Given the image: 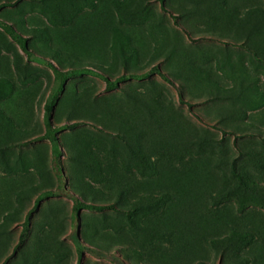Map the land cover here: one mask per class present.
Segmentation results:
<instances>
[{
    "label": "rangeland",
    "instance_id": "rangeland-1",
    "mask_svg": "<svg viewBox=\"0 0 264 264\" xmlns=\"http://www.w3.org/2000/svg\"><path fill=\"white\" fill-rule=\"evenodd\" d=\"M4 1L30 51L0 27V264H264V207L213 200L235 170L264 186V57L242 45L264 51V0ZM49 102L76 123L61 181ZM72 195L118 209L75 218ZM234 228L239 250L211 241Z\"/></svg>",
    "mask_w": 264,
    "mask_h": 264
},
{
    "label": "trees",
    "instance_id": "trees-1",
    "mask_svg": "<svg viewBox=\"0 0 264 264\" xmlns=\"http://www.w3.org/2000/svg\"><path fill=\"white\" fill-rule=\"evenodd\" d=\"M161 1V5H162V9L165 11H169L170 9L166 6V0H160ZM11 5L10 2L8 1H4L0 3V10L4 9L5 7ZM174 19H177V16L175 14H172ZM178 23V22H176ZM0 27H2L7 33H9L11 36L14 37V39H16L18 41V43L21 45V47L26 51L29 52V48H28V44H27V39L20 33L18 32L13 26H11L8 22L0 19ZM243 47H246L249 51L253 52L256 58H260V56L264 57V51L261 52L259 48L254 47V46H247L246 44H242ZM154 69L160 73V75L168 82L172 83L174 86L177 87V85L175 84V82L166 74L164 73L162 70H160L159 67H154ZM129 76H127V74H123L119 77V80H126L128 79ZM108 80V86L107 88L109 90H113L114 88H117V84L116 83H112L109 79ZM180 100L182 103L187 104L190 108H193L194 104L191 101H188L185 99L184 94L182 91H180ZM52 111H53V103L49 102L46 104L45 106V115H44V119H45V125H46V133L45 136H47L50 139L51 142V147H52V157H53V164L55 166L56 169V173H57V178L59 181H61L64 177L63 174V167L61 164V160H60V154L62 152L61 149V142H60V138L57 135V133L59 131H62L64 129L69 128L71 125H76V123L73 124H62L59 126H54L53 120H52ZM196 117L203 121L202 117L200 115H198L197 113H195ZM217 129H220L223 133H227V132H233L232 130H227L226 128H223L221 126H213ZM44 138V136H41ZM140 159H137L136 161V165L137 167L140 169L141 166L143 165H147V162L145 160V158H143V156L140 154ZM235 176L237 178V186L229 189L228 192H220L218 193L213 200L215 201H220V199L226 197H231L233 195H237L236 193L241 195V198L238 199L239 204L242 206L244 205L243 199L245 197V199H250V201L252 203H257L260 204L264 207V186L260 185L258 182L254 181L252 178H250L249 175H247L244 172H238V171H234ZM54 193L53 190H46L44 192H42L37 200L35 201V204L33 206V208L30 210V212L28 213L25 222L23 224V230H22V234H21V240L24 238L25 233L27 232V229L30 225L31 219L33 214L39 209L41 202L44 198L49 197L50 195H52ZM222 193V194H221ZM73 201H74V207H73V214L74 217L77 218L80 214V211L82 208H88V209H96V210H104L107 208H112V209H118L114 204L111 205H107V204H91V203H86L81 201L77 196L72 195L71 196ZM136 211L139 210V207L135 208ZM250 237H253L252 234L248 231H243V230H239V229H231V234L228 237H224L223 239H219L217 237L212 238L211 241L215 244V245H222V243H225L226 245H228L229 247H231V249L233 251L239 250L240 247H243L245 245V243L249 240ZM18 245L15 248V252L19 249ZM126 264V263H123Z\"/></svg>",
    "mask_w": 264,
    "mask_h": 264
}]
</instances>
